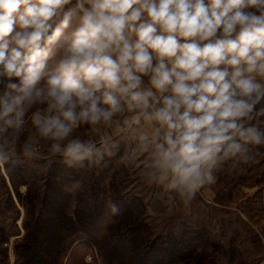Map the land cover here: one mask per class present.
<instances>
[{"label":"clouds","instance_id":"obj_1","mask_svg":"<svg viewBox=\"0 0 264 264\" xmlns=\"http://www.w3.org/2000/svg\"><path fill=\"white\" fill-rule=\"evenodd\" d=\"M121 146L189 201L255 158L264 0H0V166L93 168Z\"/></svg>","mask_w":264,"mask_h":264},{"label":"rangeland","instance_id":"obj_2","mask_svg":"<svg viewBox=\"0 0 264 264\" xmlns=\"http://www.w3.org/2000/svg\"><path fill=\"white\" fill-rule=\"evenodd\" d=\"M254 151L255 158L247 163L226 162L216 172L215 183L189 201L174 192L164 194L146 178L144 154H135L127 164L117 163L123 154L121 146L116 156L106 157L99 167L84 174L87 180L98 178L106 190L100 244L76 241L62 264H264V146ZM9 166L18 167L14 181ZM69 168L59 157L33 162L21 159L0 166V264H15V245L24 236L23 224L33 209L31 197L27 198L30 187L37 190L33 211L38 214L46 185L53 181L51 174L61 173L66 191L73 192L68 207L73 214L75 189L80 187L64 176L63 170ZM110 203L120 205L119 215L109 214ZM134 216L147 224V240L161 245L164 238L181 239L190 247L189 253L172 260L166 253L152 251L140 261L146 250L138 249L127 235Z\"/></svg>","mask_w":264,"mask_h":264},{"label":"trees","instance_id":"obj_3","mask_svg":"<svg viewBox=\"0 0 264 264\" xmlns=\"http://www.w3.org/2000/svg\"><path fill=\"white\" fill-rule=\"evenodd\" d=\"M16 169L18 167L11 169L9 166V175L13 181L16 179L15 172L19 174ZM89 171L90 168L75 166L63 170L64 176L67 174L71 180L73 178V182H77L80 187L75 189L77 195L74 199L73 214L68 213L73 192L66 191V183L61 173L56 171L51 174L53 181L46 185L38 214L33 211L37 190L29 188L27 198L31 197L33 209L29 210L31 217L27 216L23 224L26 232L15 245V264H62L63 258L76 241L84 240L100 244L99 223L106 216L107 196L105 186L98 178L92 177L87 180L84 177V174ZM28 182L31 186L30 181ZM131 219L132 225L127 235L137 244L138 249L146 250L140 255V261H145L152 251L166 253L172 260L189 253L190 247L181 239L164 238L161 245H157L156 241L147 240L144 235V227L147 224L135 219V216Z\"/></svg>","mask_w":264,"mask_h":264}]
</instances>
